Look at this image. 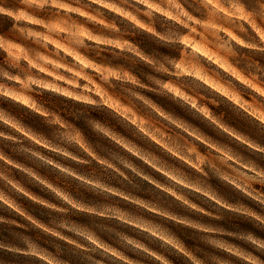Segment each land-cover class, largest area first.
Here are the masks:
<instances>
[{"label":"clouds","instance_id":"obj_1","mask_svg":"<svg viewBox=\"0 0 264 264\" xmlns=\"http://www.w3.org/2000/svg\"><path fill=\"white\" fill-rule=\"evenodd\" d=\"M0 264H264V0H0Z\"/></svg>","mask_w":264,"mask_h":264}]
</instances>
